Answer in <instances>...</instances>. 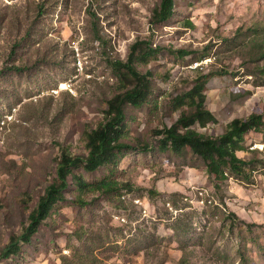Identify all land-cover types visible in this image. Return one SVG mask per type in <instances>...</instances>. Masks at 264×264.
Returning a JSON list of instances; mask_svg holds the SVG:
<instances>
[{
	"label": "rangeland",
	"instance_id": "374dc122",
	"mask_svg": "<svg viewBox=\"0 0 264 264\" xmlns=\"http://www.w3.org/2000/svg\"><path fill=\"white\" fill-rule=\"evenodd\" d=\"M159 4L0 0V252L56 177L62 149L87 154L83 133L103 121L118 83L114 61L126 60L137 38L157 47L140 66L153 73L152 95L126 106L132 146L118 168L74 169L90 184L130 183L126 203L94 191L81 205L70 177L66 199L0 264H179L185 252V264H244L240 248L249 264H264V131H251L237 152L248 174L218 184L199 155L160 148L157 133L178 119L174 98L200 71L214 73L206 106L217 123L199 131L219 136L253 112L264 119L255 48L264 42V0H175L171 18L152 25Z\"/></svg>",
	"mask_w": 264,
	"mask_h": 264
},
{
	"label": "trees",
	"instance_id": "16d2710c",
	"mask_svg": "<svg viewBox=\"0 0 264 264\" xmlns=\"http://www.w3.org/2000/svg\"><path fill=\"white\" fill-rule=\"evenodd\" d=\"M174 9L175 0H160L159 6L152 11V25L167 22L173 15ZM255 48L260 49L259 58H264V42ZM156 50L157 47H153L149 40L137 38L130 46L127 59L114 61L118 83L114 95L108 100L103 121L83 133L87 154L74 155L67 148L62 149L57 162L56 177L39 198L23 230L17 235H12L8 244L2 248L0 258L6 259L19 253L22 243L32 241L41 224L52 214L58 203L66 199L70 177L75 179L74 183L79 191L76 200L81 205H87L83 194L94 191L100 195H114V199L126 203L125 200L129 195L122 194L121 190L125 189L128 194L133 192L130 183L103 179L90 184L81 176L75 175L74 169L84 167L87 171L94 172L105 166L114 172L118 168L120 160L125 156V149L132 146L125 141L128 136L126 106L140 107L147 103L152 95L153 73L149 70L143 72L140 66L147 65ZM182 53L188 54L189 51ZM256 69L264 76V65L257 66ZM213 74V72H198L194 85L184 94L174 98L173 107L180 110L178 119L172 125L157 130V133L162 135L160 148L177 154H182L190 148L193 153L199 155L218 184L228 179L229 174H248L247 162L239 157L237 152L246 148L245 141L251 131H264V119L261 113L253 112L246 118H234L227 124L225 132L219 136L207 135L199 131L196 128L197 124L206 128L210 123H217V118L206 106V85ZM240 91L242 95L247 92L245 89ZM151 194L154 196L156 191H152ZM239 253L241 261L249 264L248 254L242 248L239 249ZM187 257L185 252L179 264H185Z\"/></svg>",
	"mask_w": 264,
	"mask_h": 264
},
{
	"label": "built area",
	"instance_id": "2783aa9c",
	"mask_svg": "<svg viewBox=\"0 0 264 264\" xmlns=\"http://www.w3.org/2000/svg\"><path fill=\"white\" fill-rule=\"evenodd\" d=\"M257 148V147H256ZM263 147H261V149H262Z\"/></svg>",
	"mask_w": 264,
	"mask_h": 264
}]
</instances>
